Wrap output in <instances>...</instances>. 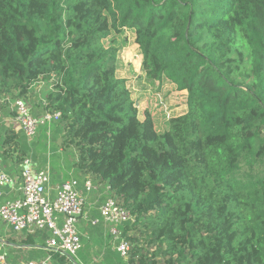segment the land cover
Returning a JSON list of instances; mask_svg holds the SVG:
<instances>
[{
    "label": "trees",
    "instance_id": "obj_1",
    "mask_svg": "<svg viewBox=\"0 0 264 264\" xmlns=\"http://www.w3.org/2000/svg\"><path fill=\"white\" fill-rule=\"evenodd\" d=\"M124 28L135 34L146 84L187 92V112L164 132L149 110L140 118L117 76L119 48L104 43ZM40 81L51 88L41 109L62 113L51 127L62 144H51L73 147L80 183L110 185L132 215L122 226L127 260L107 234L104 253L85 245L77 259L60 257L264 264V0H0V100L26 99ZM0 141L4 167L29 154L17 127H0ZM50 236L45 228L24 241ZM6 254L12 263L22 255Z\"/></svg>",
    "mask_w": 264,
    "mask_h": 264
},
{
    "label": "built area",
    "instance_id": "obj_2",
    "mask_svg": "<svg viewBox=\"0 0 264 264\" xmlns=\"http://www.w3.org/2000/svg\"><path fill=\"white\" fill-rule=\"evenodd\" d=\"M41 102L45 104L44 99ZM2 105L9 107L11 114L0 119V127L7 125L22 130L29 154L20 163L18 175L10 174L6 167L0 165V198L3 199L0 223L6 230L26 235L48 228L51 236L40 244L48 253L46 257L18 263L8 260L7 244L0 236V264H50L53 253L77 259L83 248L82 220L86 224H102L113 248L127 260L130 242L123 235L122 226L132 220V215L110 195L111 186L94 183L91 178H86L81 184L72 177L50 188V168L39 169L36 166L34 153L39 131L47 127L50 132L52 124L61 118L62 113L44 110L36 115L24 98L10 95L0 100V110ZM91 193L96 195L99 217H94L91 210L86 209Z\"/></svg>",
    "mask_w": 264,
    "mask_h": 264
},
{
    "label": "crops",
    "instance_id": "obj_3",
    "mask_svg": "<svg viewBox=\"0 0 264 264\" xmlns=\"http://www.w3.org/2000/svg\"><path fill=\"white\" fill-rule=\"evenodd\" d=\"M36 84L32 85V87L30 88V90H29L30 93L28 95L29 100L27 102L30 104L31 108L33 109L34 114L40 115L43 112V110L39 106L41 103V100H43L45 98V95L47 94L48 91L51 90V88L44 89L43 85H39V86L37 85V87H36ZM164 84H170V85H164ZM165 87L168 88L171 92H175L176 94L180 93L182 95V97L184 98L183 103L185 102L186 91L185 90H178L176 85L170 81H164L160 85L157 84L156 86L155 85H153V86L144 85V86H142V90L145 92L146 95H148V92H153V91L156 94L162 93L163 95H166ZM28 98H26V99H28ZM170 102H171V99H170V101L165 103V108L163 109L164 111L161 110V112H159L158 115L154 116L151 113L153 115L155 128L158 132H164L165 130H167L169 128V120L168 121L166 120L165 112L167 114L169 111V107L175 106L174 105L175 103L172 104ZM173 102H176V99H174ZM169 103L172 105H169ZM166 108H167V110H166ZM180 108L182 110L183 109H185V110L179 114H176V115L173 114L171 117L178 116V115H181V114H184L185 112H187V104L186 103L181 104ZM171 111H173V110H171ZM0 113H1V115H4V112H0ZM6 115H8V114H6ZM161 126L164 127L163 130H160L162 128ZM51 133L52 132L51 131L49 132V129L47 127H46V130H44V133L41 130L39 131L38 137H39V140L43 144L39 148L38 158L36 160V166L39 169L50 168V171H52L51 172L52 173V180L50 183V188H54L58 183H61L65 180H68L72 177L77 179L75 167L73 166V164L77 161L78 156L77 157L76 156L75 157L67 156V157H56V158L52 157V158H50V156L53 154V151H50L51 140L53 139V137L55 136V139L58 140V142L60 144H62L61 136H59L56 132H53V133H56L58 136H56L54 134L51 136ZM46 136H47V139H46ZM44 146H46V147H44ZM16 156H17V153H15L13 157H11L9 163L6 166L7 171L12 175H18L20 173V165L14 161ZM95 200H96L95 193H91L89 195V198H88L86 209L91 210L93 216H94V211L97 210L96 209L97 205L95 204ZM90 225L91 224H86L83 220L81 222L80 230H81V234H82L83 248L85 245H87L88 247H90L91 251L94 253L97 250H99L100 252L102 251L104 253L105 250H107L106 249L107 243H106V238H105V236H106L105 228L103 227V225H101V226L100 225H93V227L95 229H94V232L92 231V233H91L89 228H92V227ZM3 228H2V226H0V236L6 242V244H7L6 245V251L11 253L12 258H13V256H14V258H17L15 255H17V252L20 251L22 253V255H21V258L19 259V262L30 260L31 258H29V254L31 252L28 254H27V252H29L30 250H34V249L41 251V254L37 258H32V259H41V258L46 257L48 255V253L40 247V244H41L40 239L36 238L34 245H30L24 241V239H26L25 233H23V232L22 233H18V232L14 233L13 231H11L9 229L6 230ZM12 260H14V259H12ZM17 263H18V261H17ZM90 263L91 262L84 263V264H90ZM50 264H73V261L67 257H60L57 253H53Z\"/></svg>",
    "mask_w": 264,
    "mask_h": 264
},
{
    "label": "rangeland",
    "instance_id": "obj_4",
    "mask_svg": "<svg viewBox=\"0 0 264 264\" xmlns=\"http://www.w3.org/2000/svg\"><path fill=\"white\" fill-rule=\"evenodd\" d=\"M104 43L106 46L115 45L119 48L117 76L119 78H125L127 80V85L132 92V98L135 102V106L139 110L140 118L143 119L146 110H149L154 116L158 115V113L165 108V103L170 101V99H171L170 103L172 104L175 103L174 104L175 106H170L167 114L165 112L167 121L173 114L176 115L185 110V109L182 110L180 107L181 104L186 103L187 92H186L185 102L183 103L184 98L180 93L176 94L175 92H171L166 87H165L166 95H163L162 93L156 94L154 91L148 92V95H146L145 92L142 90V86L144 85L148 86L149 84H146L145 82L146 80L144 78L141 69L142 54L138 44L135 42V34L130 28H124L120 32L116 31L115 29H112L111 35L108 38L104 39ZM36 83H35L36 87L37 85L39 86L44 84L41 81ZM164 85H170V84H164ZM174 99H176V102H173ZM25 100L28 101L29 98ZM170 103L169 105H172ZM163 129L164 127H162L160 130ZM53 134L58 136L56 133ZM53 139L55 140V136L53 137ZM36 148H38L37 143L35 144V150ZM50 151H53V154L50 156V158L67 157V156L77 157V152L73 147H62L61 145L56 144V141L52 142ZM0 226H2L3 228L2 223H0ZM73 264H77V263L73 262Z\"/></svg>",
    "mask_w": 264,
    "mask_h": 264
}]
</instances>
